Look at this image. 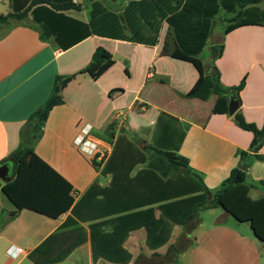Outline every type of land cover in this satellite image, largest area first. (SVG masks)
<instances>
[{
	"label": "crops",
	"instance_id": "0c3cea01",
	"mask_svg": "<svg viewBox=\"0 0 264 264\" xmlns=\"http://www.w3.org/2000/svg\"><path fill=\"white\" fill-rule=\"evenodd\" d=\"M10 11L9 1L0 0V15ZM76 13L83 20L72 17L89 22L90 10ZM167 31L164 23L154 46L92 36L61 51L52 39H42L32 16L0 22V166L9 164L11 174L8 183L0 179V264H34L30 253L50 236L77 227L85 230L83 244L51 264H115L94 262L90 222L62 228L95 181L103 187L111 181L94 167L96 159L74 144L88 124L108 156L107 129L113 124L116 138L125 133L145 146L186 157L213 194L235 168L247 165L250 197H264V160L253 158L254 135L236 120L241 115L259 129L264 125V27L227 34L226 27L215 33L214 23L203 50L209 48L210 56L201 58L206 75L219 72L225 93H211L206 100L188 96L200 77L198 69L162 55ZM219 46L221 54L214 55L212 49ZM99 47L112 54L114 64L95 80L86 69ZM58 76H74L62 90L64 104L51 111L42 138L15 167L11 156L23 144L32 114L51 97ZM223 96L229 105L237 100L233 115L224 112ZM258 154L264 156V145ZM146 240L144 228L131 232L124 243L132 255L129 264H264V242L250 223L237 221L222 207L204 208L188 225L174 226L169 242L157 250H150ZM58 248L56 243L49 247Z\"/></svg>",
	"mask_w": 264,
	"mask_h": 264
},
{
	"label": "trees",
	"instance_id": "16d2710c",
	"mask_svg": "<svg viewBox=\"0 0 264 264\" xmlns=\"http://www.w3.org/2000/svg\"><path fill=\"white\" fill-rule=\"evenodd\" d=\"M8 1L11 11L0 15V22L32 16L41 27L42 39H52L54 48L61 51H67L92 36L154 46L166 23L168 31L161 53L190 62L198 69L200 77L188 96L202 100L208 99L211 93H225L219 72L206 75L201 58L213 32L215 18L221 12L227 14L225 21L232 25L226 33L245 26L264 27V10L260 6L264 0H129L121 14L94 2L89 22L67 14L83 10L75 0ZM222 50L223 46H219L212 52L216 55ZM113 64L112 54L99 47L86 72L97 80ZM73 78L58 76L49 100L30 117L23 144L11 156L15 167L42 138L51 111L64 104L62 90ZM244 84L245 80L235 90L240 92ZM228 101V97H222L226 113L229 111ZM236 120L240 128L254 135L250 146L255 153L253 158L264 160V156L258 154L264 145V125L259 129L247 123L241 115H236ZM114 127L112 124L107 129L111 154L100 162L92 160L96 169L102 168L103 176H111L110 183L103 187L95 181L81 196L62 227L90 222L94 262L105 260L129 264L132 255L124 248V243L131 232L144 228L146 245L154 251L169 242L174 226L188 225L198 211L209 207H222L237 221L250 223L255 236L264 242V197H250L246 171L239 166L235 168L221 189L213 194L203 178L191 169L186 157L148 145L142 147L138 140L125 133L116 138ZM84 235L82 227L56 233L30 253L29 258L34 264L62 262L83 244ZM54 243L59 247L55 251L49 249Z\"/></svg>",
	"mask_w": 264,
	"mask_h": 264
},
{
	"label": "built area",
	"instance_id": "2783aa9c",
	"mask_svg": "<svg viewBox=\"0 0 264 264\" xmlns=\"http://www.w3.org/2000/svg\"><path fill=\"white\" fill-rule=\"evenodd\" d=\"M76 148L86 157L96 160H103L109 154L108 149H106L103 144L92 137V126L85 125L80 134L74 141ZM105 148V149H104ZM18 253L22 252L21 249L17 250ZM11 256H15L13 249L9 250Z\"/></svg>",
	"mask_w": 264,
	"mask_h": 264
},
{
	"label": "rangeland",
	"instance_id": "374dc122",
	"mask_svg": "<svg viewBox=\"0 0 264 264\" xmlns=\"http://www.w3.org/2000/svg\"><path fill=\"white\" fill-rule=\"evenodd\" d=\"M77 3H80L82 5L83 10H90L92 7V4L94 2H100L105 7H107L109 10L114 11L118 14H121L127 5L129 0H117L116 2H113L111 0H75ZM264 4V3H263ZM223 12L219 14L218 17L215 18V33L220 32L224 27H226V30L232 25L229 22H226L225 19L228 18L227 14L225 15ZM70 15L82 19L84 18V15L76 13V12H70ZM229 34V33H227ZM212 41V40H211ZM210 50L207 48L201 57H208L210 56ZM140 146L144 147L145 145L143 143L140 144ZM7 205V202L5 203V206Z\"/></svg>",
	"mask_w": 264,
	"mask_h": 264
},
{
	"label": "water",
	"instance_id": "95a60500",
	"mask_svg": "<svg viewBox=\"0 0 264 264\" xmlns=\"http://www.w3.org/2000/svg\"><path fill=\"white\" fill-rule=\"evenodd\" d=\"M239 108L238 102L235 98L231 99L230 105H229V114L233 115ZM239 168L243 171H248L247 165H240ZM0 179L8 183L11 180V174H10V165L4 164L0 166Z\"/></svg>",
	"mask_w": 264,
	"mask_h": 264
}]
</instances>
